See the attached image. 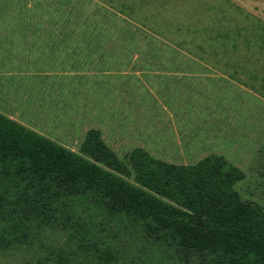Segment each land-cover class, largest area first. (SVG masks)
Segmentation results:
<instances>
[{"label":"rangeland","instance_id":"rangeland-1","mask_svg":"<svg viewBox=\"0 0 264 264\" xmlns=\"http://www.w3.org/2000/svg\"><path fill=\"white\" fill-rule=\"evenodd\" d=\"M0 114L76 154L97 130L150 170L222 157L264 212V0H0ZM128 168L112 172L136 185ZM92 201L55 199L51 225L0 221L24 239L0 264H93L80 247L95 239L111 264H208Z\"/></svg>","mask_w":264,"mask_h":264},{"label":"trees","instance_id":"trees-1","mask_svg":"<svg viewBox=\"0 0 264 264\" xmlns=\"http://www.w3.org/2000/svg\"><path fill=\"white\" fill-rule=\"evenodd\" d=\"M126 159L119 160L97 130L76 154L0 114V221L10 230L30 216L51 225L52 201L85 197L111 216L163 233L186 262L264 264V212L233 191L241 174L222 157L192 167L160 164L158 171L149 169L153 160L140 149ZM128 166L140 174L136 185L114 174H128ZM72 206L68 201L70 212ZM90 241L80 248L96 257L93 264L115 260L108 245ZM22 242L0 230V252Z\"/></svg>","mask_w":264,"mask_h":264}]
</instances>
